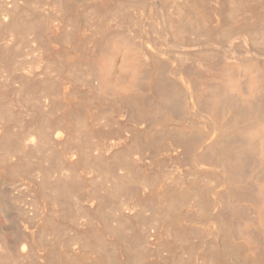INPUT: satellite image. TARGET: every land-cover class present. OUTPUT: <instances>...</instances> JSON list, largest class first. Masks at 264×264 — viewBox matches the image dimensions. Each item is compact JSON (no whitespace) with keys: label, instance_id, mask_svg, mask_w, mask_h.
Listing matches in <instances>:
<instances>
[{"label":"bare ground","instance_id":"bare-ground-1","mask_svg":"<svg viewBox=\"0 0 264 264\" xmlns=\"http://www.w3.org/2000/svg\"><path fill=\"white\" fill-rule=\"evenodd\" d=\"M4 1L7 6L10 1H12L11 4L16 3V6L12 4L16 8L19 5L17 0H2V3ZM47 1L49 2V0ZM26 3L23 4L25 5ZM58 3L59 6H56L57 8L59 7L58 11H60V8L62 10L57 15L60 19H58L59 23L56 24L53 21L52 24L51 20L49 22L46 20V23L43 22L46 28L45 31H48L46 34L50 40H55L54 43L62 42L60 46L63 45V48L65 46L63 43L70 44L72 50L70 48V50L64 49L67 51L60 52V55L58 53L60 59L59 62L57 60V68L54 67L56 66L55 59L52 58V62L50 61L51 58L48 59L50 61L48 64L51 63L52 65L54 61V65L48 66L50 69H48L47 76L51 77V79L54 77L64 79L67 74L75 77L78 83L81 81V85L88 86L87 93H89L90 101L111 107L109 110H115L112 111V115L116 112V116L118 115L122 122L125 121L126 123H123L126 125L128 121L133 123V127H130L134 128V132L132 130V134L135 133L134 137L137 135L135 139L138 136L140 137L136 139V141L140 139L138 141L139 144L137 145L136 143L138 142L136 141V143L128 144V142L131 143L130 141L134 137L133 135H130L132 138L126 135L124 138L118 139V141L111 142L108 145L109 147L111 146L110 148L136 144V146L140 145V149L146 146V148L153 149L171 161L180 160L185 163L187 169L179 175L184 179L186 186L177 187V189L170 191L169 194L163 192L162 199L159 197L162 200H159L162 206L158 205L159 201L156 202L161 223L163 227L173 233L175 241H180L182 244L188 242L189 238L198 236L201 237L202 241L206 238L211 240L212 247L209 246L210 250L208 251L207 249L208 252L202 255L200 259L199 256L195 259L192 258V262L189 264H264V0H60ZM5 5L4 7L6 8L2 7L5 10L0 8L5 11V13H2L3 11L0 10L2 11V14L0 13V27L6 29L8 34H10L9 36H12V33L13 35L15 33L16 35L18 34L17 25L26 26V21L32 25V21L29 22V16L26 21L23 19L22 14H20L21 19L17 14V16L13 14V17H11V12ZM32 6L28 7L31 8ZM54 9L52 8V10ZM46 12L48 13V11ZM83 12H87L88 16L91 15L92 17L90 18L93 20H91V23L88 17L91 25L87 22L88 24H86L90 26L86 27L87 25L85 24L86 29H84L83 33L81 32L84 36L82 35L83 37H81L79 35V37L77 30L83 29L82 25L85 22L82 19ZM41 13L43 14L44 12ZM40 17L42 18V16ZM12 18L19 20V22H23L22 20L25 22H23L24 24L15 23L14 21L16 20ZM82 20L84 21L83 24ZM33 22L32 27L29 25L25 29L30 31L31 28V31H35L34 34L36 35L37 32L40 33V27L35 19ZM15 27L16 30H14ZM25 29L23 28L22 30ZM7 31L3 30L5 34ZM56 31H60L61 34L58 33L57 35ZM23 32L25 33V31ZM28 32L25 34H29ZM23 34L20 36H23ZM42 35L44 36L43 33ZM35 37L36 39L39 37L38 41L44 38L37 37V35ZM58 38L60 40H56ZM52 42L50 41V44ZM12 44L14 45V43ZM2 46L3 48L5 47L4 45ZM48 47H51V45H48ZM50 49L49 51L45 49V54L48 52L49 56L51 54L55 55ZM54 55L53 57H57V54ZM48 60L46 58V63ZM59 83H62V81ZM76 83L74 82V84ZM74 95L75 98L79 96V94ZM55 99L57 100V97ZM80 101L83 100L81 99ZM48 102V105L46 104L47 107L49 106L53 110L55 108L54 99ZM70 102L72 103V101ZM64 107L66 108L65 105ZM85 109L86 106L84 104L78 103L77 106H71L67 109L62 107L63 111L57 120V117L49 118L48 130L46 129L44 133L46 134L44 144H47L48 147L49 145H52V147L61 145L67 139L69 127L73 124L72 129L75 126L77 127L76 123L80 127L86 126L88 117L86 116L85 119L83 117ZM101 114L103 117V113ZM116 124L117 127L120 125ZM120 127L122 126L120 125ZM71 133L69 134L70 137H72ZM19 137L17 138L19 139L18 141H20ZM29 144L33 151L40 149L44 145L40 138L37 141L34 137L30 139ZM64 144L66 145V142ZM45 146L43 147L45 148ZM73 147L75 148L76 146ZM8 148L7 145L6 151L9 152ZM79 148L82 149V147ZM95 149L93 152H96ZM111 150L108 151L110 152ZM16 151H18V148ZM16 151L15 153H17ZM138 151L136 152L138 153ZM72 152L74 153V151ZM69 153L66 151L61 152L62 159L66 163L70 162L69 156L72 153L70 155ZM78 153L77 156H79ZM91 154L89 153V157H91ZM98 156H102V154ZM140 156L143 157L141 154ZM9 157L12 158V156ZM57 161L55 159V162ZM133 162L135 163V160ZM138 162H140V159ZM153 164L155 165L156 163ZM18 165L20 166V164ZM151 165L150 168H152ZM118 166H121V162L118 163ZM177 169L179 170V168ZM145 172L147 174V170ZM16 181H4V184L10 188L8 190L9 194L15 191L13 188L16 187ZM175 182L176 179L173 183ZM69 184L60 183L56 187L57 190L53 191L52 197L49 189L50 196L48 197L53 198L57 202L71 190ZM19 185L21 186V183ZM48 185L50 186V184ZM45 187H47V182ZM34 189L33 191L36 193ZM42 190H47V188ZM120 190L122 191V189ZM3 195L4 193L0 191V211L7 215L4 203L6 200L3 201L5 199ZM45 195L47 196V194ZM156 196L158 197V195ZM68 197L70 198V196ZM68 197L64 199L67 200ZM193 199L197 210L194 212L192 210L190 218H184L180 213L182 208L179 206L189 200L193 202ZM11 200L19 201L20 199L13 197ZM33 200L37 203V207L41 205L36 196ZM53 200L52 202L54 203ZM54 209H57V207L55 208L54 206ZM101 209L103 210V208ZM21 210L25 212V206ZM84 210L82 211L83 214L85 213ZM38 212L41 213L39 210ZM41 216L44 215L41 214ZM45 225L48 226L47 224ZM46 226L42 224V226L37 227L36 224L24 220V223L16 228L12 241L5 238L2 232L0 234V264L142 263V259L139 256L134 258L130 254L125 255L128 257L122 263H118L116 259L119 257L116 258L110 253L109 247L107 248L105 240L103 241L101 237L102 234L100 235L101 231L98 233V229L97 232L94 230L95 233H92L91 230L89 234H92L85 243H79L80 246L76 245V241L79 242L82 238L78 239L79 237H77V240L71 245V249L67 250L68 252L50 251L48 253L47 250V254L41 253L38 250V245L34 242V235L37 232L46 230L48 228ZM123 226L122 228H116V232L121 234L124 231ZM57 227L59 226L57 225ZM62 229L61 231H63ZM119 229H123V231ZM125 234L124 232L123 237ZM130 238H128V242ZM161 238L163 237L161 236ZM126 245L127 247L129 246L128 249L131 247V244ZM168 245L169 247L172 246L170 243H167ZM85 247L86 250L88 248V251H84ZM134 247H136V244ZM132 250L135 252L133 248ZM167 250L169 253V248ZM126 252L123 254H126ZM136 254L137 250L134 255L136 256ZM136 259H140V262L138 263ZM168 261L170 262V260Z\"/></svg>","mask_w":264,"mask_h":264},{"label":"rangeland","instance_id":"rangeland-1","mask_svg":"<svg viewBox=\"0 0 264 264\" xmlns=\"http://www.w3.org/2000/svg\"><path fill=\"white\" fill-rule=\"evenodd\" d=\"M18 1L19 0H17V4H19V5H17V8L19 7L18 9L15 7L16 3H12L15 5L14 6L11 4L12 1H10L8 6H7V5H5V4H7V3H5V1H4V3H2V0H0V4H1L0 8L4 7V5L7 6V9L10 10L9 12H11V15H12V16L10 15L11 17H13V14L19 15V17L21 16L20 14H22V17L25 21L28 20V16H29V22L32 21V23H31L32 25L34 24L33 20L35 19L39 23L38 24L40 27L39 31L41 33L40 34L37 32L36 35H37V37L40 36V37H44V38H41L39 41L37 40L39 37L36 39V37H35L36 35L34 34L35 31H33V30H32L33 32L31 31L30 27H32V25H30L28 23V21L25 22L24 20H22L23 22L26 23V26L20 25L21 26L20 27L19 25H17L18 26L17 27V33L18 34L16 35V33H15L14 34L15 37H14V35L12 33L11 35L13 36V38H12V36H9L10 34H8V31L6 29H4L3 27H2L3 28L2 29L0 27L2 29V30L0 29V41H1L0 42L1 43L0 44V145L2 146V147L0 146V170H1L0 171V178H1L0 179L1 180L0 191H2V193H4L3 196L5 197V199H3V201L6 200V201H4V203H5V206L7 209V215H8L7 216V215H5L4 212L0 211V234H2V232H3V236L5 238H7L8 240L12 241L14 236H15V233H16V228H18V226L20 224H23L24 220L36 224L37 227L42 226V224L44 226H46L45 224H47L48 226H46V227H48V228L45 227L46 230L35 233L36 236L34 235V242L36 243V245H38L39 252L41 251V253L47 254V250H48V253L50 251L51 252L57 251L59 253L60 252H63V253L68 252L72 247L71 245L77 240V237H79L78 239L82 238L79 242L76 241V245L80 246L79 243H85V241H87L88 237L92 233H95V231L97 232V229H98V233L100 231L102 232V233L100 232V235L102 234L101 237H102L103 241L105 240V244L107 245V248L109 247L108 249L110 250V253L113 254V256L116 258L119 257L118 259H116V261H118V263H120V262L122 263V261H124V259L128 257V256H125L127 254L132 255L134 258H137V256H139L140 259H142L141 260L142 263L139 261L140 259L139 260L136 259V260H138L137 262L138 263L140 262L141 264H145V263L146 264H158V263L159 264H170V262H171V264H176V263L177 264H180V263L189 264L192 262V258L195 259V258H198V256H199V259H200L202 257V255H205L210 250V247H212V243H210L211 240L209 238H206L202 241L201 237L198 236V237L189 238L188 242H190V243L186 242V243L181 244L180 241H175L176 239L174 238L175 236L173 235V233L169 232L168 229L163 227L161 220L159 218L160 216L158 215V210H157L158 205L162 206V203H160V202L162 201L161 199L163 197V195H162L163 192H167L169 194L170 191L177 189V187L179 188L182 186H186L184 179L179 175V174H182L185 169H187V166L185 165V163L180 161V160H175V161L172 160L171 161V160L163 157L162 155L158 154V152L154 151L153 149H151V148L149 149L148 147L146 148V146H145V148L141 147L142 149H140V147H139L140 145L136 146V144L137 145L139 144L138 141L140 140L139 139L138 141H136V139H138L140 137L138 136V138L135 139V137L137 135L134 137L135 133L132 134V130L134 132V128H131V127H133V125H132L133 123L132 122L129 123V121H128V123L126 125L125 121H123V122H125V123H123L122 120L119 119L118 115L116 116V114H117L116 112L114 113V115L116 117L114 115H112L113 114L112 111H115L114 109L109 110L111 107H109L107 105H99V104H96L95 102L90 101L89 93H87L88 92V90H87L88 86H85V85L83 86V84L81 85V83H82L81 81L78 83V80L75 77H72L68 74L67 75L69 76V78L66 75V77L64 79H60L59 77H54L53 79H51V77H48L47 72H48V69H50V67H48V66L51 65V63L48 64V62H50V61L52 62V58H54L56 61L55 62V64H56L57 60L59 62L60 52L67 51L64 49H68V50L71 49L70 44L63 43L65 45L63 48V45L60 46V44L62 42L60 43V41H59V43H54L55 40L54 41L50 40L46 34V33H48V31H45L46 28L44 27V23H46L45 22L46 20H47V22H49L51 20L52 24H53V21L56 24L59 23L60 19L58 18L59 16H57V15H59V12L60 11L62 12V10L60 8L59 9L60 11H58L59 7L57 8L56 6L57 5L59 6L58 2L60 0H49V2L47 0H36V1H33V0L23 1V0H21V1H19V3H18ZM23 3H26V4L24 5ZM28 3H29V5H28ZM34 3H36V4L38 3V4L36 5ZM32 4H34L36 6L34 7V5L32 6ZM48 4H50V5H48ZM28 6H32V7L30 8ZM44 6H45V8H44ZM26 7H28V8H26ZM54 7H56V8L54 9ZM4 8H6V7H4ZM4 8H2V9H4ZM23 8L25 9V11ZM52 8L54 10H52ZM2 9H0V10H2ZM2 11H0V13ZM14 11H15V13H14ZM45 11H48V13L46 12L47 13L46 14ZM41 12H44V13L42 14ZM2 13H5V11H3ZM24 14H26V15H24ZM53 14H55V15H53ZM47 15H49L50 17ZM52 15H53V17H52ZM16 16H14V17H16ZM40 16H42V18ZM82 17H83L82 19H84V21H85L84 22L82 20V24L84 22V25H82L84 28L77 30V32H78L77 35L78 36L81 35V37L84 36L83 34H81V32L83 33L84 29H86L85 26L88 24L87 22H89V21L91 22V20H93L92 18H90L92 16L91 15L88 16L87 12H83ZM88 17L90 18V20ZM12 19L14 20L15 18H12ZM17 19H19V18H17ZM17 19H15L16 20V21H14L15 23L18 22L19 24H21V23L24 24L23 22H19V20H17ZM20 19H21V17H20ZM55 20L56 21L58 20V21L56 22ZM91 23H90V25H91ZM29 25H30L29 28H30L31 32L29 31V29L28 30L25 29V28H28L27 26H29ZM90 25H87L86 27H88ZM21 28L22 29L24 28L25 30H22ZM3 30L7 31V33L5 34L3 32ZM14 30H16V27L14 28ZM23 31H25V33L29 31L28 32L29 34H25ZM42 33L44 34V36L42 35ZM58 33H60V31L57 32V35H58ZM22 34H23V36H20ZM77 35H76V37H78ZM56 40H60V39L58 38ZM50 41L51 42L53 41V42L50 44ZM12 43H14V45ZM55 44H57V45H55ZM2 45H4L5 47L3 48ZM48 45H51V47H48ZM1 48H3V49H1ZM49 48H51L50 51L52 50L55 53V55L57 54L56 56L58 58L53 57L54 54H51L50 55L51 57H50L48 55L49 54L48 52H46V54H45V51L47 49H48L47 51H49ZM61 48H63V49H61ZM43 50H44V52H43ZM58 53H59V55H58ZM3 56H5V57H3ZM38 56L41 58H39ZM46 58H47V60L51 58V60L50 61L48 60L46 63ZM39 61H40V63H39ZM44 63H46V64H44ZM53 65H54V61H53L51 66H53ZM45 66H46V68H45ZM54 67L57 68V64ZM47 81H49V82H47ZM60 81H62V83H59ZM74 82H77V83L74 84ZM50 84H52V85H50ZM68 88L69 89L71 88V89L69 90ZM80 88H81V90H80ZM67 90H68V92H67ZM49 91H51V92H49ZM74 94H77V95L79 94V96H76L77 98H75ZM69 95H70V98H69ZM80 96H81V98H80ZM54 97L55 98L57 97V100ZM58 97H59V99H58ZM51 99L52 100L54 99V102H55V108H53V110H51L49 108V106L47 107V105L49 103L48 101H50ZM81 99L83 101H80ZM70 101H72V103ZM57 103H58V105H57ZM78 103L84 104L86 106V109L84 110L85 112H83L84 114L87 113L85 116L83 114L84 119L86 118V116L88 117V119L86 121V123H87L86 126L80 127V125H78L76 123L75 125H77V127L75 126V128L72 129L71 127H73L74 124L71 127H69L68 128L69 134L72 132L71 133L72 137H70V135L68 134L66 136L67 139L64 140V142H62L61 145H55L52 147V145L48 144L49 145V147H48L47 144H44L45 143L44 137L46 135L44 133H45L46 129L48 130L49 118H52V117L56 118L57 117L56 118V120H57L63 111L62 107H63V109H67L71 106H77ZM64 105L66 106V108L64 107ZM96 105H98V106H96ZM102 107L104 110L103 109L101 110ZM59 108H60V110H59ZM101 113H103V117L101 116L102 115ZM105 113H107L109 115H106ZM101 117H102V119H101ZM117 118H118V120H120L119 122H118V120H116ZM98 121H99V123H98ZM106 121H107V123H106ZM88 122H89V125H88ZM112 122H116V123L120 124L123 127V129H121L122 127H120V125H118V127H117V124L112 123ZM105 123H106V125H105ZM124 124H125V126H124ZM104 125H105V128H104ZM109 125H110V127H108ZM126 127H128L129 129ZM127 130H128V133H127ZM126 135H129V136L133 135V137H134L132 139V141H130L131 143L128 142V144H132V143H136V142H138V143L133 144V146L127 144L128 146L123 145V147H122V145H121V146H118L117 148H115V147L110 148L111 146L110 147L108 146V145H110L111 142H114L115 140L118 141V139H121L122 137L124 138V136H126ZM22 136H23V138H22ZM106 136H108V137L106 138ZM9 137H11V139L12 138L13 139L11 140V139H9ZM18 137L20 138V141H18L19 140V139H17ZM33 137H34V139H37V141H39V138H40V140H42L43 144L46 145L45 148L43 147L44 146L43 145L40 149H38L39 151L38 150L33 151V149H31L32 148L31 145L29 144L30 139H33ZM23 139H25V140H23ZM4 142H5V144H4ZM23 142H25L26 144ZM65 142H66V145L64 144ZM78 144H80V145H78ZM7 145L9 147L8 149L10 150L9 152L6 151ZM4 146H6V147L4 148ZM73 146H76V147L74 148ZM62 147H64V148H62ZM79 147H82V149H80ZM134 147H135V149L141 151L142 153L141 152L139 153V151L137 153L136 152L137 150L135 151ZM17 148H18V151H16ZM20 148H21V150H20ZM47 148H49L48 149L49 151L47 150ZM123 148L124 149L127 148L130 150H127V149L124 150ZM94 149L96 152H93ZM111 149L115 152L114 155H113L114 152ZM143 149L144 150L146 149V150L144 151ZM46 150H47V152H46ZM60 150H61V152L62 151L70 152L69 155L71 153L73 154V155L71 154L72 156L71 155L69 156L70 157V162H69L70 164L63 161ZM71 150L74 151V153ZM76 150H77V152H76ZM100 150H102V151H100ZM108 150H111L110 151L111 153ZM15 151L17 153H15ZM20 151H22V152H20ZM24 151H25V153H24ZM146 152H148V153H146ZM77 153L79 156H77ZM89 153L90 154L92 153L90 155L91 157H89ZM99 154H102V156H98ZM140 154L143 157H141ZM85 155H86V157H85ZM9 156H12V158ZM92 156H94V157H92ZM108 156H109V158H108ZM148 156H150V157H148ZM74 157H77V158L74 159ZM88 158H91V159H88ZM55 159H56V161L57 160L58 161L55 162ZM95 159H96V161H95ZM139 159H140L141 163L138 162ZM142 159H144V160H142ZM147 159L149 160V162ZM153 159H155V160H153ZM133 160H135V163L137 161V163L135 164L133 162ZM150 160L151 161L153 160V161L151 162ZM14 162L15 163L18 162V163L15 164ZM120 162H121V166H118V163H120ZM59 163H61L62 165ZM107 163H109V164H107ZM153 163H156V164L154 165ZM14 164H15V166L20 164V166L18 165L17 167H15ZM21 164H22V166H21ZM151 164H153L154 166ZM96 165H97V167H95ZM150 165L153 169L150 168ZM25 168H26V170H24ZM137 168H138V170H137ZM177 168H179V170ZM8 170H9V172H8ZM110 170H111V172H110ZM142 170H145V171L147 170L148 175L146 174L145 171L142 172ZM65 171H66V174H65ZM166 171H168V172H166ZM5 172L7 173L6 174L7 176L5 175ZM77 173H80V174L77 175ZM165 174H166V176H164ZM168 174H169V177H168ZM67 177H68V179L69 178L70 179L68 180ZM79 178H80V180H79ZM36 179H38V180L41 179V180L38 181ZM44 179H46V180H44ZM71 179H75V180L71 181ZM175 179H176V182H175L176 184L173 183L175 181ZM5 180H15V181L17 180L16 181L17 182L16 187L13 188V190H15V191L12 192L11 194L8 193V190L10 189L9 186L4 184ZM73 181H76V182H73ZM39 182L42 184H40ZM46 182H47V187H45ZM18 183L19 184L21 183V186ZM43 183H44V185H43ZM60 183L61 184L62 183L63 184H69L70 183L69 185L71 186V190H70L71 192L69 191L65 196H63L62 198H60V200H57V202H56L53 200V198H50L48 196L51 195V197H52L53 191L57 190L56 187H58V185H60ZM48 184H50V186ZM112 185H113V187H112ZM48 186H49V188H48ZM51 186H54V187H51ZM76 186H77V188H75ZM46 188H47L48 192H47V190H42V189H46ZM52 188H53V190H52ZM33 189L36 190V193H35V191H33ZM49 189L52 191V192L50 191V195H49ZM110 189H112V190H110ZM120 189H122V191ZM20 190H22V191H20ZM42 191L44 194L42 193ZM113 191H115V192H113ZM24 194H25V196H24ZM45 194H47V196ZM7 195H9V196H7ZM156 195H158V197ZM35 196L37 197L38 202L40 201V204H41L39 206L40 208L37 207L38 206L37 203H35L33 200ZM68 196H70V198ZM147 196H148V198H147ZM154 196H155V198H154ZM13 197L19 198L20 200L19 201L11 200ZM66 197H68L69 199L68 198H67V200L64 199ZM71 197H73V198H71ZM151 197H152V199H151ZM159 197H161V199ZM40 198H41V200H40ZM48 199H50L51 201ZM62 199H64V200H62ZM52 200L54 201V203L52 202ZM159 200H161V201H159ZM10 201H12V202H10ZM156 201H159L158 205H157ZM189 201H187L183 205L179 206L180 208H182L180 213L184 218H190L191 214H192V210H193V212L195 210H197L194 199L192 200L193 202H191V200H189ZM48 202H51V203H48ZM60 202H61V204H60ZM66 204H68V205H66ZM163 204H165V203H163ZM24 206H25V212H22L21 208L22 207L24 208ZM54 206H55V208L57 207V209H54ZM11 207H12V209H11ZM84 208H85V210H84ZM101 208H103V210ZM110 208H112V209L110 210ZM194 208H196V209H194ZM37 209L39 211H41V213L38 212ZM66 209H68V210H66ZM50 210H51V212H50ZM71 210H72V212H71ZM83 210L85 212L84 214L82 212ZM188 210H189V212H188ZM55 211H56L57 215H56ZM179 211H180V209H179ZM36 212H38V213H36ZM110 213H111V215H110ZM154 213H156L157 215ZM41 214H43L44 216H41ZM68 216H69V218H68ZM71 216L72 217L74 216V217L72 218ZM18 217L19 218L21 217V218L19 219ZM42 217H44V218H42ZM90 218H92L93 221ZM17 220L18 221L20 220L19 223ZM71 220H75V221H71ZM88 220H90L89 223H88ZM126 220H127V222H126ZM77 221H79V222H77ZM90 222H93V223H90ZM124 222H125V224H124ZM201 223H203V222H201ZM57 225L59 227H57ZM122 225H124L123 226L124 231H123V229H119V230L123 231L121 234H119L118 232H116V228H122ZM56 227L58 229L62 227L63 229L62 228L61 229L63 231H61V229L58 230ZM105 227H107V228H105ZM53 228H55V229H53ZM82 229L85 231H83ZM91 230H92V233L89 234L91 232ZM163 231H165V232H163ZM57 232L60 234H58ZM124 232L126 233L125 236L127 235L126 236L127 238L125 236H124L125 238L123 237ZM130 232H131V234H130ZM111 234H113V235H111ZM62 235H64V236H62ZM103 235H105V236H103ZM135 235L137 236L138 239L136 238ZM120 236H122L123 238ZM161 236L163 238H161ZM130 237H132V238H130ZM140 237L141 238L143 237V238L141 239ZM128 238H130L129 242H128ZM107 239H108V241H107ZM132 240L136 241V242H133ZM141 240L142 241L144 240V241L142 242ZM167 243H170V245H172V246H170V247H169V245L167 246ZM209 243H210V245H209ZM126 244H128V245L131 244L130 245L131 247L129 248L130 250L128 249L129 246L127 247ZM135 244H136L137 248L134 247ZM162 244L164 245L163 247H162ZM176 245H178V246H176ZM186 246H187V248H186ZM126 247H127V249H126ZM166 247L169 248V250H170L169 253L171 252L170 254L167 252L168 248H166ZM132 248L134 250L136 248V250H137L136 256L134 255L136 253V250H135V252H133ZM207 249H208V251H207ZM84 251H88V248L86 250V247H85ZM125 251H127L126 254H123V253H125ZM168 260H170V262Z\"/></svg>","mask_w":264,"mask_h":264}]
</instances>
